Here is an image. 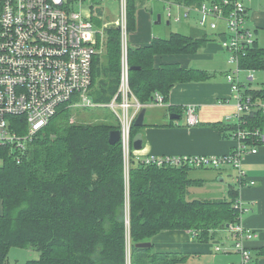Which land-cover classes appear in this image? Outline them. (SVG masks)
I'll return each mask as SVG.
<instances>
[{"label": "trees", "instance_id": "1", "mask_svg": "<svg viewBox=\"0 0 264 264\" xmlns=\"http://www.w3.org/2000/svg\"><path fill=\"white\" fill-rule=\"evenodd\" d=\"M141 1L127 0L130 32L137 28ZM170 1L199 6L205 0ZM120 32L109 29L105 60L97 62L96 56L93 61L92 86L96 85V98L106 103L120 84ZM207 40L206 35L172 32L147 45L130 44V66L140 67L130 70L131 88L139 101H154L158 92L166 101L175 84L207 80L208 73L202 70L177 64L155 66L156 55L195 53ZM240 63L244 69L264 71V48L257 40ZM242 88L254 105L237 124L224 126L236 139L239 128L264 131V107L259 103L264 102V85L251 88L242 82ZM66 105L38 134L21 161L10 148L0 147V264H9V253L15 247L35 250L36 256L25 264H178L184 257L152 253V247L136 244L173 229H185L201 241H211L219 229L237 222L234 186L226 199H190V187L202 182L190 177L194 168L159 167L135 157L127 176L121 142H109L110 131L119 124L72 121ZM139 128L133 124L132 138ZM244 142L264 143L255 136Z\"/></svg>", "mask_w": 264, "mask_h": 264}, {"label": "built area", "instance_id": "2", "mask_svg": "<svg viewBox=\"0 0 264 264\" xmlns=\"http://www.w3.org/2000/svg\"><path fill=\"white\" fill-rule=\"evenodd\" d=\"M100 0H0V147H8L17 161L26 153L38 134L56 116L60 107L78 94L86 106L96 103L89 91L93 82V61L98 55L97 25L93 19L104 6ZM102 2L104 0H101ZM123 19L121 42V76L116 95L106 104L116 115L121 130L125 172L130 173L133 148L132 126L141 109L146 106L139 101L131 88L129 41L126 25L127 0H121ZM250 0H205L201 5H186L168 1V16L176 21L199 14L203 28L221 31V46L230 54L233 67L227 74L232 95L236 100L238 121L244 113L252 110L254 103L242 89L241 57L255 45V32L247 26ZM91 3L90 12L77 10ZM173 6L181 9L174 14ZM96 7V11L93 8ZM154 103L164 104V96L156 93ZM190 125L199 123L194 106L186 109ZM230 116L227 117L230 120ZM238 146L223 155H174L150 156L141 160L145 164L163 166H188L194 169H219L231 165L237 169L235 181L239 188L254 184L248 180L243 168L245 154L256 153L257 145L244 142L251 136L264 142V131L239 128ZM237 222L230 225L236 238L235 247L241 253V264H253L250 252L243 244L246 231L242 223L248 210L240 197L235 200ZM217 246V250H220Z\"/></svg>", "mask_w": 264, "mask_h": 264}, {"label": "crops", "instance_id": "3", "mask_svg": "<svg viewBox=\"0 0 264 264\" xmlns=\"http://www.w3.org/2000/svg\"><path fill=\"white\" fill-rule=\"evenodd\" d=\"M106 8H102L103 11L100 12L105 13ZM149 8L148 0H145V4L138 9L137 28L131 32L130 44L133 46L150 44L154 38H167L173 32L164 37L153 35L150 28L151 9ZM247 13V26L255 32L257 45L264 48V0H250ZM224 30H226L224 24L210 34L203 29L202 32H195L192 28L191 33L181 34L206 35L208 38L206 44L197 52L155 56L156 67L177 64L184 68L205 71L209 78L177 83L170 90L164 104H157L154 101L146 104L144 123L139 126L143 146L140 150L134 151L137 161L150 156L223 155L231 153L238 146V140L232 136L233 132L224 128L228 123L238 122L236 100L227 80V74L233 65L229 62V52L221 46L220 33ZM251 71L250 69L249 72L252 73ZM253 79L254 75H249L248 82L242 78L243 85L254 88ZM259 103L264 107V102ZM189 106L195 107L199 117V123L196 125H190L187 121L186 109ZM172 113L179 114L180 118L172 119ZM183 114L185 120L181 121ZM228 116L231 117L230 120L227 119ZM255 147L258 148L256 153L249 152L243 158V168L248 180L255 181L253 185L239 188V184L233 178L231 165L219 169H192L189 171L190 177L202 182L190 187L188 197L226 199L229 197V189L234 186L243 205L248 208L242 217V223L247 231L243 244L250 252L253 264H264V143ZM230 174H233L232 182L221 184L225 180V175ZM205 185H208V190L199 191ZM2 212L3 204L0 200V214ZM229 228L230 225L228 228L219 229L216 237L225 236V233L230 232ZM229 234L236 245L237 240L232 231ZM150 241H152V253L184 257L181 264H241V253L238 249H234L232 243L231 245L227 243L226 248L219 250L221 253H216L211 244L217 242L201 241L185 229L162 231ZM27 250L35 252L32 248Z\"/></svg>", "mask_w": 264, "mask_h": 264}, {"label": "rangeland", "instance_id": "4", "mask_svg": "<svg viewBox=\"0 0 264 264\" xmlns=\"http://www.w3.org/2000/svg\"><path fill=\"white\" fill-rule=\"evenodd\" d=\"M144 1V2H143ZM168 1L170 0H148L149 6L151 9V24L150 28L152 29V33L155 36L158 37H164L168 36L172 31L173 32H180L189 34L191 33V29L194 28L196 31L206 30L209 34L211 31L208 28H203L199 24L200 15L192 13L189 18H184L181 21H176L174 18H170L168 16V7L169 5ZM99 3H101L105 9V13L102 12H96L93 19L97 25L98 33H97V42H98V48L99 52L97 55V62H104V57L108 50V38H109V29L111 28H119L120 29V35H121V42H122V30L120 27L121 21L123 19V14L121 10V0H104L103 2L100 0L97 4H95L96 7H98ZM142 4H145V0L141 1ZM91 3L87 2L80 6V4H76V9L83 10L85 14L89 13ZM96 7L93 8V11H96ZM173 12L174 14L181 13V9L173 6ZM161 14L162 20L160 23H156V20L158 19V15ZM169 22V23H168ZM126 25H127V32H128V41L129 45L131 42V32L129 30V24H128V2L126 6ZM202 28V29H201ZM100 59V60H99ZM250 69H241V79L245 82L249 81V75H254V79L252 80V86L254 88H259L264 85V71L263 70H252L250 73ZM242 80V81H243ZM248 85H251L248 83ZM251 87V86H250ZM244 89V88H242ZM97 88L96 85H93L89 91V94L94 98L95 105L94 106H86L82 102L81 96L76 94L73 99L67 103L66 105V111L70 113L71 120L73 121H83V122H91V123H101V122H108L112 124H118V120L116 118L115 113L106 106V102L99 101V99L96 98V92ZM79 119V120H78ZM185 120V114L182 115L181 121ZM1 163V162H0ZM231 167V166H230ZM233 174L234 177L237 175V169L233 168ZM233 174L225 175L224 182H221V184H227L229 182H232ZM233 177V178H234ZM208 185L202 186L199 191H207ZM189 195V194H188ZM231 232V230H229ZM229 232V233H230ZM229 233H225V236L216 237L211 241V243L217 242L215 244H211L213 246V249L216 253H221V251L217 250V246H220V250L226 248L227 243L235 248V240L230 236ZM220 235V234H219ZM217 244V245H216ZM129 258H131L132 251L129 247ZM36 256V252L22 249V248H12L9 253V264H25L28 259L33 258ZM130 264V262H129ZM181 264V263H178ZM185 264V263H183ZM191 264V263H190Z\"/></svg>", "mask_w": 264, "mask_h": 264}, {"label": "water", "instance_id": "5", "mask_svg": "<svg viewBox=\"0 0 264 264\" xmlns=\"http://www.w3.org/2000/svg\"><path fill=\"white\" fill-rule=\"evenodd\" d=\"M157 18L158 19L156 20V23H160L162 20L161 14H159ZM138 68H140V67L139 66H132L131 67V69H138ZM145 113H146V107H143L141 109L137 119L134 122L135 126L139 127V126L143 125ZM171 118L177 119V118H180V115L177 113H172ZM120 139H121V130L119 128L113 129L110 131V133H109V142L110 143L115 144V143L119 142ZM142 146H143V137H142L141 133H138L133 138V148L135 150H140L142 148ZM136 246L138 248H151L152 247V241L140 242V243H137Z\"/></svg>", "mask_w": 264, "mask_h": 264}]
</instances>
